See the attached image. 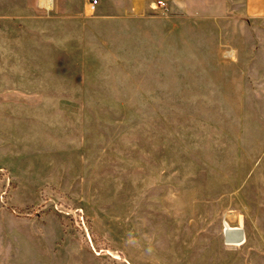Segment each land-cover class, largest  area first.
<instances>
[{"label":"rangeland","instance_id":"rangeland-1","mask_svg":"<svg viewBox=\"0 0 264 264\" xmlns=\"http://www.w3.org/2000/svg\"><path fill=\"white\" fill-rule=\"evenodd\" d=\"M43 1L0 0V264H264V17Z\"/></svg>","mask_w":264,"mask_h":264},{"label":"crops","instance_id":"crops-1","mask_svg":"<svg viewBox=\"0 0 264 264\" xmlns=\"http://www.w3.org/2000/svg\"><path fill=\"white\" fill-rule=\"evenodd\" d=\"M159 1H164L166 3V7L168 8L167 2L165 0ZM244 5L246 14H249L253 17H264V0H245ZM156 8L162 9L160 6H158V1L156 3Z\"/></svg>","mask_w":264,"mask_h":264},{"label":"built area","instance_id":"built-area-1","mask_svg":"<svg viewBox=\"0 0 264 264\" xmlns=\"http://www.w3.org/2000/svg\"><path fill=\"white\" fill-rule=\"evenodd\" d=\"M98 4V0H92L91 1V6L96 7ZM158 6H160L162 9H166V3L164 1H158ZM230 55V53H228Z\"/></svg>","mask_w":264,"mask_h":264},{"label":"bare ground","instance_id":"bare-ground-1","mask_svg":"<svg viewBox=\"0 0 264 264\" xmlns=\"http://www.w3.org/2000/svg\"><path fill=\"white\" fill-rule=\"evenodd\" d=\"M48 1H49V0H44V1H43L44 5H47V2H48ZM48 7L50 8L51 6L48 5Z\"/></svg>","mask_w":264,"mask_h":264}]
</instances>
